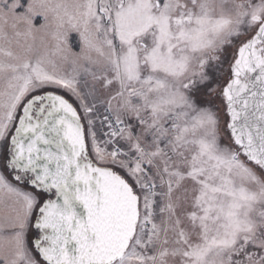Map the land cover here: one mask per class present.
I'll return each mask as SVG.
<instances>
[{
	"label": "snow or ice",
	"instance_id": "snow-or-ice-1",
	"mask_svg": "<svg viewBox=\"0 0 264 264\" xmlns=\"http://www.w3.org/2000/svg\"><path fill=\"white\" fill-rule=\"evenodd\" d=\"M0 161V264H264V0H0Z\"/></svg>",
	"mask_w": 264,
	"mask_h": 264
},
{
	"label": "rangeland",
	"instance_id": "rangeland-1",
	"mask_svg": "<svg viewBox=\"0 0 264 264\" xmlns=\"http://www.w3.org/2000/svg\"><path fill=\"white\" fill-rule=\"evenodd\" d=\"M42 22H43V21H42V18H38L37 21H36L37 26H38L40 23H42ZM72 43H73L74 45H76V44L78 43V40H77L75 34H73ZM210 71H211V69H210ZM57 91H59L61 94L65 95L68 99H70V100L75 104V101H74V100H73V99H72L67 93L62 92V91H60V90H57ZM214 104H215L216 106H220V100H219V99H216V100L214 101ZM101 112H103V109H102V108H101ZM219 114H220L221 122L223 123V121L226 120L227 117H225V115H224V110H223V107H222V106L219 107ZM97 132H98V135L101 134V133L103 132V129L100 128L99 124H97ZM224 142H225V143H228V136H227V133H225V136H224ZM0 165H2V161H0ZM0 195H2V194H0ZM0 215H2V213H0ZM29 235H30V237H31L33 234L30 233Z\"/></svg>",
	"mask_w": 264,
	"mask_h": 264
},
{
	"label": "trees",
	"instance_id": "trees-1",
	"mask_svg": "<svg viewBox=\"0 0 264 264\" xmlns=\"http://www.w3.org/2000/svg\"><path fill=\"white\" fill-rule=\"evenodd\" d=\"M61 94V93H60ZM66 97V96H65ZM67 98V97H66ZM70 102H72L71 100H70Z\"/></svg>",
	"mask_w": 264,
	"mask_h": 264
},
{
	"label": "flooded vegetation",
	"instance_id": "flooded-vegetation-1",
	"mask_svg": "<svg viewBox=\"0 0 264 264\" xmlns=\"http://www.w3.org/2000/svg\"><path fill=\"white\" fill-rule=\"evenodd\" d=\"M33 234V233H32Z\"/></svg>",
	"mask_w": 264,
	"mask_h": 264
}]
</instances>
